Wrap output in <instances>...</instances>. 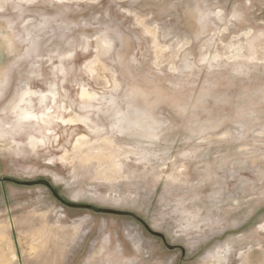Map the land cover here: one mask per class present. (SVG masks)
<instances>
[{"label": "rangeland", "instance_id": "rangeland-1", "mask_svg": "<svg viewBox=\"0 0 264 264\" xmlns=\"http://www.w3.org/2000/svg\"><path fill=\"white\" fill-rule=\"evenodd\" d=\"M0 178L185 250L0 183V264H264V0H0Z\"/></svg>", "mask_w": 264, "mask_h": 264}, {"label": "water", "instance_id": "water-1", "mask_svg": "<svg viewBox=\"0 0 264 264\" xmlns=\"http://www.w3.org/2000/svg\"><path fill=\"white\" fill-rule=\"evenodd\" d=\"M0 183H9L13 184L18 187H25V188H33V187H45L50 191L52 196L58 201L62 206L71 209V210H78V211H89L97 215H106V216H114V217H122V218H131L141 224L144 229L150 234L152 237L161 239L164 243L165 247L170 251L180 250L183 255H185V250L181 246H171L167 243L165 235L161 233H157L153 231L149 225L138 215L128 211H119L114 209H106V208H99L92 205L86 204H75L70 201L64 199L60 194L56 191L54 186L47 180H37V181H19L12 178H0Z\"/></svg>", "mask_w": 264, "mask_h": 264}, {"label": "bare ground", "instance_id": "bare-ground-1", "mask_svg": "<svg viewBox=\"0 0 264 264\" xmlns=\"http://www.w3.org/2000/svg\"><path fill=\"white\" fill-rule=\"evenodd\" d=\"M146 28V27H145ZM156 38V37H155ZM237 55V54H236ZM31 92V91H30ZM87 94V93H86ZM24 96H25V94H23L21 97H19L18 99H17V102H15L16 103V105H15V108L14 109H16V108H18L24 101H26V100H24ZM30 97V96H29ZM28 98V97H27ZM26 98V99H27ZM82 99V98H81ZM86 102V101H85ZM24 105V104H23ZM21 107H23V106H21ZM19 109H20V107H19ZM14 112V111H13ZM74 117V116H73ZM33 119V118H32ZM26 120V119H25ZM34 120V119H33ZM70 122V121H69ZM75 124V123H74ZM64 125H65V123H64ZM99 127V126H98ZM135 148V147H134ZM78 149V148H77ZM134 152V151H133Z\"/></svg>", "mask_w": 264, "mask_h": 264}]
</instances>
